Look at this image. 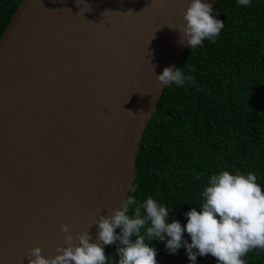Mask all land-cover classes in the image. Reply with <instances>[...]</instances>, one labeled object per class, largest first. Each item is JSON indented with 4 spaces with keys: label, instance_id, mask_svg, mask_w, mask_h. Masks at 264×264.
Segmentation results:
<instances>
[{
    "label": "water",
    "instance_id": "1",
    "mask_svg": "<svg viewBox=\"0 0 264 264\" xmlns=\"http://www.w3.org/2000/svg\"><path fill=\"white\" fill-rule=\"evenodd\" d=\"M190 2L21 0L0 39V264L95 242L122 206Z\"/></svg>",
    "mask_w": 264,
    "mask_h": 264
},
{
    "label": "trees",
    "instance_id": "2",
    "mask_svg": "<svg viewBox=\"0 0 264 264\" xmlns=\"http://www.w3.org/2000/svg\"><path fill=\"white\" fill-rule=\"evenodd\" d=\"M20 2L0 0V39ZM212 15L224 27L214 42L206 38L187 48L176 68L192 79L166 86L144 133L129 194L137 205L129 215L152 197L168 208L169 223L186 225V213L201 209L209 178L225 170L255 174L264 191V0L248 6L217 0ZM183 239L191 243L187 233ZM145 243L157 250L158 264H192L184 247L169 254L166 241L146 238ZM120 246L119 241L112 245L114 264ZM106 255L112 264L109 250ZM242 259L264 264V249L254 248ZM196 264L217 261L198 255Z\"/></svg>",
    "mask_w": 264,
    "mask_h": 264
},
{
    "label": "clouds",
    "instance_id": "3",
    "mask_svg": "<svg viewBox=\"0 0 264 264\" xmlns=\"http://www.w3.org/2000/svg\"><path fill=\"white\" fill-rule=\"evenodd\" d=\"M251 0H238V4L248 6ZM89 9L90 6L88 5ZM213 6L204 0H191L184 13V24L177 28L181 35L179 43L190 49L200 46L207 38L213 40L224 27V22L212 15ZM163 86L173 83L182 85L185 77L180 68L165 67L157 76ZM199 179V176L197 177ZM203 191V203L198 211L193 207L186 213L187 223L179 220L168 222L169 210L152 197L133 210L137 205L134 196H127L122 206L107 216L100 215L98 239L93 242L89 232L74 237L66 235L67 247H58V255L47 258L42 249L31 250L30 264H107L108 256L104 248L116 244L119 260L117 264H158L157 250L145 243L146 238L165 242L169 254H176L181 247L186 248L188 259L196 264L197 256L216 258L217 264H245L244 257L254 248L264 249V191L253 173L247 175L222 171L212 175ZM142 209L146 213L142 215ZM70 225L62 231L69 233ZM145 229L141 233V229ZM120 229L117 234L116 230ZM184 233L191 243L183 239ZM133 237L135 239L133 240ZM14 254V253H13Z\"/></svg>",
    "mask_w": 264,
    "mask_h": 264
}]
</instances>
